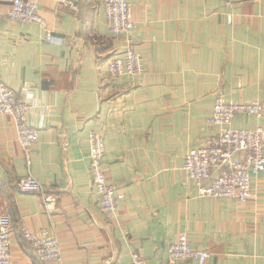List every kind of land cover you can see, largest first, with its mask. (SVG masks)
<instances>
[{
	"label": "crops",
	"instance_id": "crops-1",
	"mask_svg": "<svg viewBox=\"0 0 264 264\" xmlns=\"http://www.w3.org/2000/svg\"><path fill=\"white\" fill-rule=\"evenodd\" d=\"M47 28L7 18L2 3L0 77L30 105L39 131L31 164L15 124L0 116V214L12 220L13 264H41L21 225L55 235L62 264H168L185 235L206 264H264V172L253 198H201L184 171L187 154L217 129L208 124L217 96L230 103L264 98V0H238L234 23L224 0H129L133 44L145 73L113 82L107 65L126 50L111 35L101 0H26ZM47 32L63 44L46 41ZM235 130L264 129L238 114ZM91 132L106 141L105 170L117 187L118 212L103 214L90 174ZM31 173L58 196L50 217L41 198L18 183ZM185 264H198L191 261Z\"/></svg>",
	"mask_w": 264,
	"mask_h": 264
},
{
	"label": "built area",
	"instance_id": "built-area-1",
	"mask_svg": "<svg viewBox=\"0 0 264 264\" xmlns=\"http://www.w3.org/2000/svg\"><path fill=\"white\" fill-rule=\"evenodd\" d=\"M0 0V24L4 19ZM11 9L7 18L13 22L36 24L47 28L38 6L26 0H7ZM64 3L67 2L63 0ZM238 0H224L228 10L227 22L234 23V9ZM105 7L106 24L111 35L121 37L126 45L123 55L111 60L107 74L113 82L123 78H137L145 73L144 59L137 52L132 30L135 23L129 0H101ZM68 3V2H67ZM70 4V3H68ZM72 6V4H70ZM76 9L74 6H72ZM46 41L63 44L61 38L47 32ZM238 114H249L259 118L264 115V98L252 103H230L219 95L208 124L217 129L216 135L207 139L200 149L190 151L185 158L184 171L195 184L199 197L237 200L248 204L253 198L252 175L264 172V129H232V121ZM0 116L10 117L16 128L18 144L24 153L28 166L31 164V150L39 140V131L29 122L30 105L7 87L0 77ZM90 174L93 190L98 197L101 212L107 216L118 212L117 187L106 176V141L99 132H91ZM22 193L35 194L41 198L43 211L52 216L57 211L58 196L47 190L31 173L18 183ZM12 220L7 214H0V264H13L12 259ZM23 239L31 245L35 257L41 264H62L63 254L60 242L47 230L39 233L21 225ZM210 254L193 248L187 236L182 235L168 248V264L197 262L206 264ZM132 264H148L139 254H132Z\"/></svg>",
	"mask_w": 264,
	"mask_h": 264
}]
</instances>
